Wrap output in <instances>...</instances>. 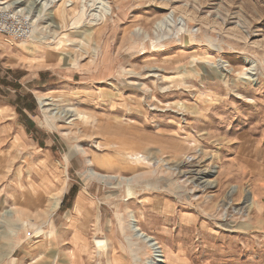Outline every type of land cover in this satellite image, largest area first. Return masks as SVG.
Returning a JSON list of instances; mask_svg holds the SVG:
<instances>
[{
  "label": "rangeland",
  "instance_id": "rangeland-1",
  "mask_svg": "<svg viewBox=\"0 0 264 264\" xmlns=\"http://www.w3.org/2000/svg\"><path fill=\"white\" fill-rule=\"evenodd\" d=\"M0 13V264H264V0Z\"/></svg>",
  "mask_w": 264,
  "mask_h": 264
},
{
  "label": "bare ground",
  "instance_id": "bare-ground-1",
  "mask_svg": "<svg viewBox=\"0 0 264 264\" xmlns=\"http://www.w3.org/2000/svg\"><path fill=\"white\" fill-rule=\"evenodd\" d=\"M47 1V0H46ZM54 1V0H53ZM103 1V0H102ZM50 3H51V1H49ZM3 4H5V3H1V5H3ZM39 4V3H38ZM98 4H100V3H98ZM45 7V6H44ZM53 13V12H52ZM49 16V15H48ZM24 50L25 49H21V52L22 53H24ZM43 96V95H42ZM42 96H40V95H37L36 96V99H37V101L39 102V104L41 105V106H45V105H47V103L45 102L46 100H47V97H42ZM50 100V99H49ZM66 160H67V158H66ZM92 175L91 176H95V177H97L98 179H102L103 177L101 176V175H98L96 172H92L91 173ZM50 188V187H49ZM53 190V187H51L50 189H48V191L49 192H51ZM60 195V191H58V193H57V196H59ZM44 198L45 197H43V195L42 194H40V195H38V196H36V199H35V203H36V205H38V206H40V204L44 201ZM58 199L56 200L57 202H56V205H59V199L61 198V197H57ZM79 198H81V197H79ZM131 230H133V231H141V230H139L138 228H131ZM142 236H144L146 239H149V240H153V238L152 237H150V236H148V235H143V233H142ZM146 244H148V242H146ZM149 248H150V250H151V252H152V255H153V257H154V259H155V261H156V264H164L165 263V259H162L163 258V256H165V258H167L168 256H169V252L167 251V250H164L163 249V247L162 246H160L158 243H154V245H151V246H149ZM160 259V260H159Z\"/></svg>",
  "mask_w": 264,
  "mask_h": 264
},
{
  "label": "built area",
  "instance_id": "built-area-1",
  "mask_svg": "<svg viewBox=\"0 0 264 264\" xmlns=\"http://www.w3.org/2000/svg\"><path fill=\"white\" fill-rule=\"evenodd\" d=\"M3 13H6V11ZM1 14L2 13H0V34L5 35L10 31V34H9L10 36L14 35V36H16L22 40H23V38H24V40H26V38H29V37L31 38L32 33L30 30H27L25 28L23 30V28L20 26H19L20 28H18V29H15L13 26H11V28L9 29V27H8L9 23L5 20V16L2 17Z\"/></svg>",
  "mask_w": 264,
  "mask_h": 264
},
{
  "label": "crops",
  "instance_id": "crops-1",
  "mask_svg": "<svg viewBox=\"0 0 264 264\" xmlns=\"http://www.w3.org/2000/svg\"><path fill=\"white\" fill-rule=\"evenodd\" d=\"M4 76V79H7L6 76H8L7 72H5L4 70L0 69V77ZM67 203V202H66ZM65 203V204H66Z\"/></svg>",
  "mask_w": 264,
  "mask_h": 264
},
{
  "label": "water",
  "instance_id": "water-1",
  "mask_svg": "<svg viewBox=\"0 0 264 264\" xmlns=\"http://www.w3.org/2000/svg\"><path fill=\"white\" fill-rule=\"evenodd\" d=\"M183 43H184V45H189V38H188V36H184Z\"/></svg>",
  "mask_w": 264,
  "mask_h": 264
},
{
  "label": "trees",
  "instance_id": "trees-1",
  "mask_svg": "<svg viewBox=\"0 0 264 264\" xmlns=\"http://www.w3.org/2000/svg\"><path fill=\"white\" fill-rule=\"evenodd\" d=\"M30 99L34 102V99H33V97L32 96H30ZM29 110H32L33 109V107L32 106H30L29 108H28ZM64 201H65V199H64ZM64 201L62 202V204H61V207L63 206V203H64Z\"/></svg>",
  "mask_w": 264,
  "mask_h": 264
}]
</instances>
